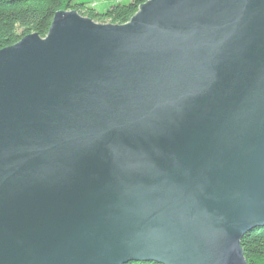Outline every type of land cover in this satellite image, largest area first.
Listing matches in <instances>:
<instances>
[{"label": "water", "instance_id": "water-1", "mask_svg": "<svg viewBox=\"0 0 264 264\" xmlns=\"http://www.w3.org/2000/svg\"><path fill=\"white\" fill-rule=\"evenodd\" d=\"M264 227V0L55 13L0 50V264H247Z\"/></svg>", "mask_w": 264, "mask_h": 264}, {"label": "trees", "instance_id": "trees-1", "mask_svg": "<svg viewBox=\"0 0 264 264\" xmlns=\"http://www.w3.org/2000/svg\"><path fill=\"white\" fill-rule=\"evenodd\" d=\"M148 0H0V50L11 47L23 37L36 34L44 38L55 13L74 11L101 25H124ZM247 264H264V227L240 240ZM126 264H156L129 262Z\"/></svg>", "mask_w": 264, "mask_h": 264}, {"label": "rangeland", "instance_id": "rangeland-1", "mask_svg": "<svg viewBox=\"0 0 264 264\" xmlns=\"http://www.w3.org/2000/svg\"><path fill=\"white\" fill-rule=\"evenodd\" d=\"M76 1H78V2H83V1H85V0H76ZM101 1H107V0H101ZM111 1H115V2H120V1H124V0H111Z\"/></svg>", "mask_w": 264, "mask_h": 264}]
</instances>
